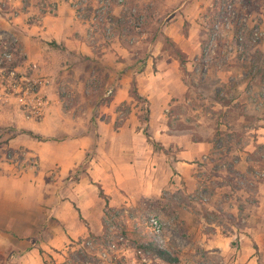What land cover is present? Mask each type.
Segmentation results:
<instances>
[{"label":"crops","instance_id":"1","mask_svg":"<svg viewBox=\"0 0 264 264\" xmlns=\"http://www.w3.org/2000/svg\"><path fill=\"white\" fill-rule=\"evenodd\" d=\"M215 1L157 0L161 33L177 44L186 60L181 62L167 48L161 47L159 40L157 51L147 59L138 57L131 62L127 59L129 50L116 43L115 54L121 59L111 61L106 68V90L113 87L114 93L100 109H89L94 122H89L87 127L71 124L70 112L63 108L52 84L47 86L45 97L39 92L33 94L38 96L39 102L46 101L44 113L38 119L34 114H25L18 96L2 95L0 89V133L17 130L8 140L9 146L30 149L40 157L42 166L38 172L33 167L18 169L0 153V264L64 262L72 243L103 230L107 204L110 207L135 204L139 198L160 196L182 182L187 194H196L200 186L199 172L214 162L208 164V156L217 149L216 135L236 130L229 120L230 126L222 123L207 127L199 123L203 118L211 120L210 113L203 108L210 97L200 90L206 82L201 83L196 77L202 69L197 59L206 12ZM9 2L10 11L3 9L0 3V27L14 31L26 48L27 57L19 64V69L34 60L47 61L50 52L38 42L40 39L63 44L68 54L95 56L93 46L85 37V24L70 0L60 1L55 12L43 16L39 25L29 22L30 13L26 10L29 8L24 7L23 0ZM124 9V5H115L113 12L120 17ZM240 63L222 70L214 69L222 86L233 77L242 79V71L247 75L252 69V64ZM188 76L193 79H187ZM245 79L236 85L237 89L245 85L249 89L248 94L243 93L244 112L237 116V121L252 117L259 123L243 125V132L251 134V139L243 147H237L235 168L243 173L249 167L247 175L251 177L254 169L264 164V152H260L264 148V113L245 112L247 104L257 99L259 93V89H254V78ZM135 89L146 99V107L134 95ZM191 89L200 90L197 95L202 105L201 108L192 106L189 115L198 121L197 126L188 127L191 118L188 112L181 111L179 104L190 100L194 104L198 102V97L189 98ZM243 96L233 98V102ZM213 100L221 105L220 115L229 117L230 105ZM125 104L128 111L123 115ZM23 130L45 137L72 135L66 140L39 141ZM199 131L204 136H199ZM75 172L79 175L74 179L70 176ZM219 187L228 192V185ZM261 187L264 193V183ZM100 189L105 197L101 196ZM214 210L220 211L219 208ZM239 235L245 250L243 256L250 258L254 252L247 234L234 231L209 241L227 253Z\"/></svg>","mask_w":264,"mask_h":264},{"label":"rangeland","instance_id":"2","mask_svg":"<svg viewBox=\"0 0 264 264\" xmlns=\"http://www.w3.org/2000/svg\"><path fill=\"white\" fill-rule=\"evenodd\" d=\"M23 1L24 7L29 8L26 9L30 13L29 22L39 25L41 18L55 12L58 3L63 0ZM232 1L216 0L214 5H217H213L206 12V23L200 39L201 50L197 59L202 69L196 78L201 83L206 82L203 87L200 86V90L210 97L209 101H204L206 106L203 108L210 113L211 120L203 118V122L199 123L207 127H215L217 124L220 126L222 123L230 126L227 123L229 120L236 130H225V133L219 132L216 135L217 149L208 156V164L212 160L214 162L199 172L200 186L194 196L187 194L182 182L163 191L160 196L139 198L135 204L115 207L107 204L103 230L87 237L90 247L85 249L88 250V264H264V193L261 187L264 183V164L255 168L251 177L247 175L250 171L248 167L239 177L233 176L231 181L224 178L227 175V167L235 168L238 159L237 147H243L251 139V134L243 132V125L259 123V120L255 121L252 117L241 120L240 123L237 121V116L244 112V105L241 104L244 100L243 93L248 94L249 91L247 85L242 89L236 88L240 80L254 78V89H259L257 99H254V103L247 104L245 112L252 115L264 113V0H258L256 10L247 9L236 2L233 4ZM70 2L85 24L86 40L95 51L93 58L84 54H68L63 44L40 39L38 42L50 52L47 61L34 60L26 63L24 69H19V64H23L27 57L26 48L14 31L0 27V53L6 47L12 52L11 60L2 59L0 56L1 93L18 96L26 115H30L33 109L34 118L42 116L46 101L39 102L38 96L33 94L39 92L41 97H45L47 86L52 84L61 97L63 108L70 112L71 124L75 122L83 128L87 127L89 122H94V119H90L89 109H100L115 90L113 87L106 90V68L111 61L121 59V56L115 54L116 43L129 50L127 59L131 62L138 57L147 59L153 51H157L159 40L160 46L167 48V51L177 56L181 62L186 60L177 44L161 33L162 23L157 21V0ZM0 3L3 9L10 11L9 0H0ZM115 5L125 7L120 17L113 12ZM107 53L109 55H105ZM240 62L252 64L255 68L260 67L261 70L254 71L253 67L247 75L242 71V79L233 77L228 80L227 87L222 86L214 69L222 70ZM187 79L193 77L188 76ZM200 90L191 89L189 98L198 97ZM134 95L141 105L146 107V99L140 97L136 89ZM239 95L243 97L233 102V98ZM212 98L219 99L223 105H230L229 117L220 115L221 105ZM179 105L181 111L188 112L189 115L192 106L200 107L202 102L198 97L195 104L190 100L189 103L181 102ZM122 110L123 115H126L128 105H123ZM147 113L148 109L145 111V114ZM189 116L191 121L186 126L193 127L198 120L192 115ZM7 132L0 133L1 155L18 169L33 167L36 172L40 171V157L28 148L9 146L8 140L18 131L9 129L8 134ZM203 134L199 131L198 135L204 136ZM71 135L42 136L45 141H60ZM260 152L263 153L264 148L260 149ZM78 175L75 172L70 177L75 179ZM224 184L228 185L227 193L219 189V186ZM100 194L105 197L103 189H100ZM54 204L55 202L50 207ZM217 208L220 211L214 210ZM228 212L234 217H226L225 213ZM152 219H156L160 224L159 231L154 229ZM234 231L247 234L246 237L251 238L254 253L250 258L243 256L245 250L239 240L240 235L234 238V245L227 253L210 244L209 239L231 235ZM152 241L169 250L179 260L170 263L156 253L142 248V244ZM82 246L83 244H76L72 250L81 249ZM68 256L69 249L66 259Z\"/></svg>","mask_w":264,"mask_h":264},{"label":"trees","instance_id":"3","mask_svg":"<svg viewBox=\"0 0 264 264\" xmlns=\"http://www.w3.org/2000/svg\"><path fill=\"white\" fill-rule=\"evenodd\" d=\"M237 3L247 9H251V10H256L258 8L257 3L258 0H233L232 3ZM230 3V4H232ZM217 5V4H215ZM214 5V6H215ZM169 40V38H167ZM254 67V71L255 70H261L260 67H256L253 65L252 68ZM24 132L32 135L35 138H38L40 140H45V138L40 135V134H36L33 131L30 130H24ZM224 159V158H221ZM227 171V176L225 178L226 181L228 180H232L233 176L235 177H239L241 175V173L234 167L229 166L226 169ZM255 173V171L253 172ZM226 217H234L233 215H231L229 212L228 214L225 213ZM87 239L84 240H79L78 242L72 243L69 247V256L67 257V259L63 262V263H59V264H88L89 261L86 258V255H88V250H85L87 248H90L87 244ZM76 244H83V246L81 247V249L78 250H72L75 248ZM142 248H144L145 250H148L152 253H156L157 255H159L163 260L170 262V263H175L177 262L179 259L173 255L169 250L165 249L164 247H162L161 245H159L158 243L156 244L155 242H148L146 244H142ZM77 253V254H76ZM78 255V257L76 256Z\"/></svg>","mask_w":264,"mask_h":264},{"label":"built area","instance_id":"4","mask_svg":"<svg viewBox=\"0 0 264 264\" xmlns=\"http://www.w3.org/2000/svg\"><path fill=\"white\" fill-rule=\"evenodd\" d=\"M0 56L2 57V59L11 60L12 52L10 51V48L6 47L5 50L2 53H0ZM22 100H24V99L22 98ZM23 102L28 103L27 101H23ZM33 108H35V106ZM32 113H34L33 109H32ZM152 223L154 225V229L156 231H159L160 230V224L158 223V221L156 219H152Z\"/></svg>","mask_w":264,"mask_h":264}]
</instances>
